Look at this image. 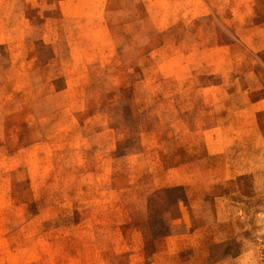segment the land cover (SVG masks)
Segmentation results:
<instances>
[{
    "label": "rangeland",
    "instance_id": "rangeland-1",
    "mask_svg": "<svg viewBox=\"0 0 264 264\" xmlns=\"http://www.w3.org/2000/svg\"><path fill=\"white\" fill-rule=\"evenodd\" d=\"M0 264H264V0H0Z\"/></svg>",
    "mask_w": 264,
    "mask_h": 264
},
{
    "label": "bare ground",
    "instance_id": "bare-ground-1",
    "mask_svg": "<svg viewBox=\"0 0 264 264\" xmlns=\"http://www.w3.org/2000/svg\"><path fill=\"white\" fill-rule=\"evenodd\" d=\"M234 195V194H233Z\"/></svg>",
    "mask_w": 264,
    "mask_h": 264
}]
</instances>
